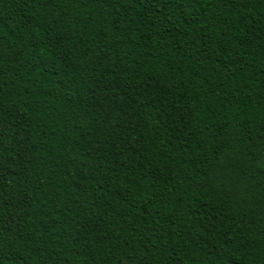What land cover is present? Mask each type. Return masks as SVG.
I'll list each match as a JSON object with an SVG mask.
<instances>
[{
    "label": "trees",
    "instance_id": "obj_1",
    "mask_svg": "<svg viewBox=\"0 0 264 264\" xmlns=\"http://www.w3.org/2000/svg\"><path fill=\"white\" fill-rule=\"evenodd\" d=\"M0 264H264V0H0Z\"/></svg>",
    "mask_w": 264,
    "mask_h": 264
}]
</instances>
